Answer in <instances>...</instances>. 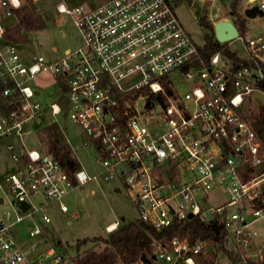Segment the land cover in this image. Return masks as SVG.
<instances>
[{
  "label": "built area",
  "instance_id": "1",
  "mask_svg": "<svg viewBox=\"0 0 264 264\" xmlns=\"http://www.w3.org/2000/svg\"><path fill=\"white\" fill-rule=\"evenodd\" d=\"M209 1L217 12L230 11L235 2L242 14L257 7L264 15V0ZM29 2L39 11L37 0H0V139L14 162L0 180V264H41L42 256L29 258L12 228L27 220L28 236H39L29 246L35 250L50 238L47 205L57 201L66 211L65 193L98 177L135 189L137 218L156 230L193 217L216 220L238 261L264 263V239L252 226L264 216V149L244 117L248 97L258 103L252 92L261 71L245 64L247 58L234 60L221 51L203 61L169 0L72 7L59 1L55 10L71 15L80 44L56 58L25 59L19 43L5 36L13 25L3 20L17 19ZM237 39L261 59L263 37ZM42 73L51 76L55 90L48 106L36 98L42 88L33 79ZM46 108L69 116L82 146L95 152L98 173L80 166L68 174L39 136V148L27 144L29 123H42ZM213 189L226 196L222 203H207ZM152 247L149 262L136 264H197L198 254L209 248L187 235L154 240ZM45 253L53 262L61 259L52 246Z\"/></svg>",
  "mask_w": 264,
  "mask_h": 264
},
{
  "label": "rangeland",
  "instance_id": "2",
  "mask_svg": "<svg viewBox=\"0 0 264 264\" xmlns=\"http://www.w3.org/2000/svg\"><path fill=\"white\" fill-rule=\"evenodd\" d=\"M62 1L68 7L76 4L92 6L99 4L103 0H37L39 14L47 15L45 26L42 29H33L27 32V41L19 43L17 51L21 57L27 59L36 54H44L51 58H56L64 52L66 48L73 50L80 44L78 30L73 23L72 17L66 13H58L55 4ZM170 4L184 28L192 36L195 43L201 46L204 42V35L208 30L199 25V19L205 17L206 20L214 24L221 20L233 21L234 17L229 11L217 12L211 6L209 0H193L188 4L186 0H169ZM243 23V33L240 36L248 38L250 36L264 38V15L249 18L239 11ZM220 20V19H219ZM15 18L10 17L3 20L5 26L14 25ZM228 48L240 57L247 58L246 61H264V51L259 54V59L255 52L246 50L244 44L239 39L227 42ZM254 58V59H251ZM33 81L42 88L40 96L36 97L43 104L47 105L55 100V90L53 80L47 73L36 76ZM258 103L248 97L244 117L252 121V115L257 114ZM56 125L61 132L62 142L69 145L72 155L78 160L80 166L89 174H96L101 167L96 160V154L92 149H85L81 143V132L63 112L52 115L48 108L43 112V121L40 124L29 123V133L27 144L39 148L37 136L39 132L45 134V128ZM40 142L42 143L43 141ZM43 146L45 143H42ZM14 169L9 152L5 148L4 140L0 139V180L7 176ZM135 189H127L117 179L105 181L101 178L87 181L86 183L68 190L61 198V202L66 206V211L59 208L60 202L53 201L46 207L48 220L44 223L50 232V238L46 242L38 243L33 251H29V246L39 240L38 237H30L27 232L28 221L23 220L12 228V233L16 240L25 250L28 257L41 255V264H74V258L89 251H100L107 238L109 230L107 226L112 221L119 224L137 218V211L133 203ZM226 196L219 190L213 189L207 193V203L210 205L220 204ZM33 200L37 202L38 197ZM11 210L9 206H3ZM258 231L259 240L264 239V216L252 224ZM52 246L54 252L59 253L61 259L53 262L51 256H46L45 250ZM229 245L226 248L230 251ZM232 251V250H231ZM230 259L218 253L214 264H230ZM118 264H121L118 262ZM136 264V263H134ZM232 264V263H231ZM235 264H245L237 261Z\"/></svg>",
  "mask_w": 264,
  "mask_h": 264
},
{
  "label": "trees",
  "instance_id": "3",
  "mask_svg": "<svg viewBox=\"0 0 264 264\" xmlns=\"http://www.w3.org/2000/svg\"><path fill=\"white\" fill-rule=\"evenodd\" d=\"M236 3L231 4L229 14L234 17L232 21L239 35L243 33V23ZM47 15L35 11V5L29 2L17 12V23L9 28L5 36L14 43L27 41V32L33 29H42L45 26ZM199 25L208 30L204 35V42L197 47L200 58L207 61L214 52L221 51L231 59L239 60L236 53L228 48L227 42L216 40L212 22L201 17ZM261 71L262 77L256 82V87L264 92V61H244ZM252 125L264 149V103L257 105V114L252 115ZM40 139L45 143L48 151L59 160L61 166L68 174H73L80 168L78 160L72 155L69 145L62 142V135L56 125L45 128V134L39 132ZM173 235L180 237L187 235L191 242L204 241L209 248L197 256V264H214L218 253L225 254L235 264L238 261L237 253L229 251L224 243L225 230L216 220L203 223L193 217L182 222H175L161 230H156L139 218L117 224L103 239L104 247L100 251H89L74 258V264H134L141 260L149 262L152 254V242ZM251 262H249L250 264ZM259 264H264L260 262Z\"/></svg>",
  "mask_w": 264,
  "mask_h": 264
},
{
  "label": "water",
  "instance_id": "4",
  "mask_svg": "<svg viewBox=\"0 0 264 264\" xmlns=\"http://www.w3.org/2000/svg\"><path fill=\"white\" fill-rule=\"evenodd\" d=\"M188 4H191L192 0H186ZM244 16L249 18H254L256 16H262L263 12L259 10L257 7H252L245 9L243 12ZM213 31L214 36L216 40L220 43L229 42L234 40L238 37L239 32L236 28V26L233 24L230 20H218L213 24ZM252 96L258 101V103L263 104L264 103V92L261 90H254L252 92ZM60 106L62 107L63 111L65 112L67 109V105L64 101H61ZM40 122V119L37 120V123ZM26 204L22 203L21 208L25 209ZM192 217V214H188V218Z\"/></svg>",
  "mask_w": 264,
  "mask_h": 264
},
{
  "label": "crops",
  "instance_id": "5",
  "mask_svg": "<svg viewBox=\"0 0 264 264\" xmlns=\"http://www.w3.org/2000/svg\"><path fill=\"white\" fill-rule=\"evenodd\" d=\"M92 6H93V5H92ZM15 21H16L15 23H17V19H15ZM11 27H12V26H11ZM11 27H10V28H11ZM66 49H68V48H66ZM66 49H65V50H66ZM65 50H64V51H65ZM116 222H117V221H112V222H110V223H116ZM117 223H118V222H117ZM230 264H231V263H230Z\"/></svg>",
  "mask_w": 264,
  "mask_h": 264
},
{
  "label": "bare ground",
  "instance_id": "6",
  "mask_svg": "<svg viewBox=\"0 0 264 264\" xmlns=\"http://www.w3.org/2000/svg\"><path fill=\"white\" fill-rule=\"evenodd\" d=\"M115 227V224L114 223H110V228H114Z\"/></svg>",
  "mask_w": 264,
  "mask_h": 264
}]
</instances>
